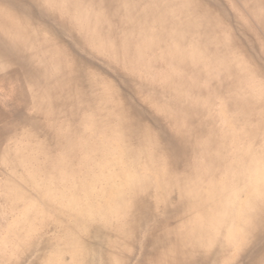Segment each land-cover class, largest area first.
<instances>
[{"label":"bare ground","instance_id":"bare-ground-1","mask_svg":"<svg viewBox=\"0 0 264 264\" xmlns=\"http://www.w3.org/2000/svg\"><path fill=\"white\" fill-rule=\"evenodd\" d=\"M234 2L244 21L264 39V0ZM140 5L144 8L137 21L132 14ZM122 7L127 14L119 21L125 27L121 37L107 0H0V198L10 203L12 218L6 222L9 218L0 212V231L8 235L24 221L28 224L29 209L45 204L68 227L66 243L52 255L51 264H87L90 240L98 236L110 243L101 246L104 264H117L122 258L124 264L137 251V264H228L238 256L245 264H264V91L252 87L244 95L245 82L252 80L250 69L233 57L235 50H226L227 43L239 48L222 33L221 20L205 0H122L116 13ZM42 19L68 32L75 43L131 72L144 71L155 80L160 76L163 83V76L150 71L156 59L146 60L143 53L154 55L158 49L156 37L147 33L151 27L163 35L171 33L175 46L162 52L164 57L171 55L169 67L176 70L189 61L193 77H199L221 63L216 74L224 75L223 86L233 85L228 103L234 120L215 131L206 129V123L187 133L197 112L177 111L170 117L180 134L171 143L173 159L145 154L140 166L148 175L132 171L129 149L105 147L87 160L89 176L65 186L60 199L52 197L53 187L42 185H33L36 195L11 193V186L27 180L28 170L17 173L19 154L30 153L31 141L46 139V133L35 130L39 113L53 94L69 90L75 95L72 82L80 74L76 66L65 63L70 50L54 42ZM188 34L194 38L185 50ZM206 58V67L197 64ZM251 71V77L257 74ZM15 76L22 87L12 89L10 96L4 89ZM180 117H186L185 128L177 124ZM174 192L179 196L175 201ZM19 199L25 202L17 204ZM16 212L23 215L22 221ZM7 239H0V252ZM120 239L126 244L121 252Z\"/></svg>","mask_w":264,"mask_h":264},{"label":"rangeland","instance_id":"rangeland-1","mask_svg":"<svg viewBox=\"0 0 264 264\" xmlns=\"http://www.w3.org/2000/svg\"><path fill=\"white\" fill-rule=\"evenodd\" d=\"M107 1L113 6L110 13H113L118 35L122 37L125 27L119 21L125 18L126 7H122V11L116 13L118 6L122 5V0ZM205 1L221 20L222 33L230 35L239 48L235 49L227 43L228 46L224 45L226 50L228 52L235 50L236 55L232 54L233 57L250 69L248 78L252 80L251 84L245 82L244 95L247 96L252 87L264 91V39L244 21L240 12L233 6L234 0ZM143 6H138L139 9L132 14L137 21L141 20ZM42 21L44 26L53 32L50 33V37L54 42L70 50L71 55L67 56L65 63L76 66L80 74L72 82L77 86L75 95L69 90L53 94L48 101L49 104L47 103L39 113L35 130L38 133H46V139L44 141L41 137L31 141L30 153L19 154L22 163L17 173L22 175L23 170H28L27 180L11 186L13 187L11 193L16 190L22 194L36 195V191L32 189L33 185H42L47 188L53 187L52 197L60 199L59 196L65 186H71L79 177L89 176V172L84 168L87 160L96 152L95 150L105 147L112 150L129 149L132 152L130 156V160L133 161L132 171L148 175L149 173L142 171L140 166L145 154H152L154 158L165 155L167 162L173 159L175 144L171 143L175 142L180 134L175 133L176 124L171 122L170 117L177 111L186 110L188 114L197 112L192 123L188 124L186 132L189 128L194 130L200 124L206 123V129L215 131L228 121L234 120V114L231 112L233 105L228 103V94L232 93L233 85L230 83L226 87L223 86L224 75L218 77L216 74L221 63L212 64V72L199 77H193L190 67L192 63L189 61L185 63V67H177L176 70L174 66L169 67L171 55L166 54L168 56L164 57L162 52L165 47L175 46L171 33L165 32L166 35H163L158 27H151L147 33L156 37L154 43L158 49L154 55L148 54L147 51L143 53L146 60L150 61L152 57L156 59L155 67L150 71L153 75L163 76L166 84L161 82L160 76L155 80L144 71L131 72L107 55L75 43L69 33L54 22L46 19ZM140 26L138 23L137 28L133 29L135 39L138 35L136 29L138 30ZM193 38L194 35L188 34L183 46L185 50L190 48ZM140 45L144 48V41ZM214 49L211 52L217 53ZM208 62L210 60L206 58L197 64L204 68ZM251 69L257 71L253 77L251 76L254 72L252 73ZM13 78L11 83L6 82L4 89L10 96L12 89L19 91L22 87L18 77ZM262 94L264 99V93ZM13 98L16 106L23 109L21 102L14 96ZM177 124L185 128L186 117H180ZM172 197L174 201L178 199V192H174ZM24 202L20 200L17 204ZM0 212L9 218L6 222L12 220L8 200L0 198ZM29 213L31 221L28 224L24 221L20 228L10 231L8 235L0 231V239L8 238L0 252V264H51L52 255H56L60 247L63 249V243H66L68 235L67 223L61 224L59 217L45 204L42 209L30 208ZM16 214L17 218L20 216L19 221L24 219L19 212ZM107 228L108 224H105V229ZM13 241H16L17 245L13 244ZM103 244H110L106 236L104 240L99 236L91 238L87 264H104L101 252ZM125 245V240L120 239L118 243V247L121 246L118 248L120 252ZM248 249L255 248L249 246ZM120 252L118 255H121ZM63 253H66V249ZM138 255L137 251L132 259L124 264H137ZM121 260L119 263L122 264ZM245 263L243 256H238L228 264Z\"/></svg>","mask_w":264,"mask_h":264}]
</instances>
